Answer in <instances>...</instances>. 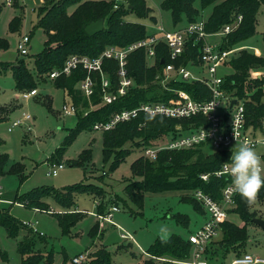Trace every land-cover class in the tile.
Wrapping results in <instances>:
<instances>
[{
    "label": "trees",
    "instance_id": "obj_1",
    "mask_svg": "<svg viewBox=\"0 0 264 264\" xmlns=\"http://www.w3.org/2000/svg\"><path fill=\"white\" fill-rule=\"evenodd\" d=\"M160 7L169 10L174 22L178 25L183 22H194L202 17V12L208 7L211 11L205 19V29L208 33H217L225 25L236 21L241 16V21L236 29L222 38V47L233 48L237 43L252 37L257 31L258 12L264 0H200L201 7L195 5L196 0H160ZM117 5V8L115 7ZM39 18L37 27L42 28L47 35L44 49L34 59V71L39 77H45L55 69H60L67 58L73 54L99 56L109 45L120 47L127 46L148 35L145 24L127 20L129 14L146 18L150 13V6L146 0H43L38 6ZM72 9V10H71ZM2 5H0V15ZM154 18V16H150ZM105 20V27L101 32L88 35L86 26L91 22ZM23 17L14 16L9 23V30L17 32L22 26ZM264 42V33L262 35ZM9 42L0 37V50L7 49ZM201 44L194 43L192 38L187 41L185 52L176 60L171 59L169 51L161 46L156 55L155 64L147 65L145 52L137 49L129 55V69L137 82L138 87L129 91L125 96L119 97L117 101L103 105L94 110H89L92 105L101 103L102 86L101 76L94 73L96 82L94 94L85 96L78 88V83L87 76V70L79 67L70 75H61L54 79L57 87L64 89L70 94L71 99L78 108V121L76 126L70 130L64 143L57 148L53 157H62L66 146L85 129H92L99 121H105L110 116L124 108H134L141 102L168 100L174 92L172 89H183L191 94L196 100L211 99V91L201 81H185L170 79L166 87L162 84V77L157 78L163 72L166 64L173 63L176 67L191 66L198 62L199 48ZM233 72L225 74V89L238 99H245V110L247 126L255 134L264 131V76L252 78L251 71L264 67V56L254 54L246 49L228 63ZM11 69L15 78V89L18 92L36 89L38 81L34 72L27 66L24 59L18 64L0 63V73ZM104 72L112 80V88L117 87V64L109 59L104 60ZM51 107L50 102L47 103ZM18 106L17 103L0 106V122L5 121L8 114ZM85 110H89L85 114ZM196 119L178 120L165 116H147L141 113L137 118L118 123L113 129L105 131L103 157L108 161L115 154V161L110 168L113 171L131 152V147L142 148L148 144L161 139L165 134L173 131L177 124L182 123L184 128L192 125ZM130 148H123L127 143ZM2 141L0 140V145ZM58 152V153H57ZM57 154V155H56ZM229 151L209 150L207 145H200L191 149L162 150L157 159L150 160L141 156L132 164V172L138 177L130 180L125 186L127 198L139 208L144 207L147 193H163L167 191H180L181 200L190 203L199 214H204L202 206L191 195L195 189H201L214 198H221V190L227 184L225 176L218 177L214 173L218 171L225 161L230 159ZM91 161V150L84 149L77 160L71 164L83 166ZM9 156L0 149V176L10 173L18 177L20 183L26 179L25 166L21 162L14 163L6 171ZM59 162V161H58ZM209 173L207 180L201 175ZM104 189L101 185L94 183H78L67 185L62 188L40 187L34 188L27 193L17 194L15 203L23 204L33 209L48 210V199L52 198L66 210L75 209V196L77 193H88L94 197H103ZM258 198H264V188L258 194ZM124 200V199H123ZM115 198L112 203H116ZM237 206L230 209L240 214L245 223L253 220L255 213L250 211V205L240 195L236 198ZM98 213L103 210L98 208ZM82 212H65L58 215V221L63 233L69 235L72 227L83 217ZM176 222L188 226L190 217L179 212L172 216ZM0 226H3L9 237H17L22 229H30L26 223L14 217L6 208L0 209ZM221 237L213 242L219 248H224L225 255L234 253L236 255L247 252L243 250L245 241L248 239L246 226H239L230 221L222 223ZM35 232V231H34ZM41 236V234H39ZM43 236V235H42ZM41 236V237H42ZM36 248V240L24 236L19 243V252L22 256L21 264H39L45 259V264H52L53 253L48 255L41 253ZM191 244L186 237L180 234H172L168 238L157 237L147 249L149 256L186 258L189 255ZM218 249L211 248L209 256L217 255ZM0 259L8 260L6 252L0 248ZM68 255H64V262ZM92 264H111V254L103 247H99L92 255ZM144 264H155L150 258ZM168 264V263H166Z\"/></svg>",
    "mask_w": 264,
    "mask_h": 264
},
{
    "label": "rangeland",
    "instance_id": "obj_2",
    "mask_svg": "<svg viewBox=\"0 0 264 264\" xmlns=\"http://www.w3.org/2000/svg\"><path fill=\"white\" fill-rule=\"evenodd\" d=\"M43 2L36 3V0H13L11 6L6 0H0L2 13L0 15V37L9 42L7 49L0 50V63L18 64L24 59L27 66L34 72L38 81L35 86L37 94L25 97L23 92L15 89V78L11 69L0 73V106L17 103L18 106L8 114L5 121L0 122V149L9 156L6 171L14 163L24 164L26 179L20 183L14 174L6 173L0 176V183L4 189L3 198L9 200L0 203V209L6 208L10 213L24 223H31L38 232L30 229H22L18 236L9 237L5 228L0 226V248L8 255V260L0 259V264H21L22 256L19 252V243L24 236L36 240V248L45 256L53 253L52 264H74L72 258L82 252L93 255L96 249L103 247L111 254V264H144L146 259H151L155 264H173L159 258L172 259L173 257L149 256L147 249L157 237L168 238L172 234H180L187 237L190 232L195 231L203 222V217L194 210L190 203L181 200L184 192L167 191L163 193H147L143 208H139L131 202L125 191V186L130 180H136L132 172V164L142 155L141 148L131 147L127 142L123 148H132L125 161L110 170L114 161L113 154L108 161L104 160V131L85 129L66 146L62 157H53L66 137L78 121L77 114L63 113V105L71 100V96L64 89L57 87L54 79L47 74L44 78L39 77L34 71L35 56L44 49L47 35L42 28L37 27L39 18L38 6ZM150 6V13L146 18L129 14L126 19L140 22L146 25L148 32L155 31V24L161 23L166 29L173 30L185 26L186 20L174 25L171 12L161 9L160 0H146ZM196 7H201V1H195ZM72 10V9H71ZM211 7L202 12V17L207 18ZM23 17L22 26L19 31L11 32L9 23L14 16ZM154 18H150V16ZM256 33L233 46L235 54L238 55L243 49L254 54L264 56V5L258 12ZM235 21L231 22V24ZM239 25V24H238ZM237 25V26H238ZM30 35L28 54L22 55L18 50V42L24 35ZM222 34L213 33L207 36V40L213 43H220ZM192 70V69H191ZM222 73H231L233 69L226 65L220 68ZM253 75L264 76V67L251 71ZM50 102L51 107L47 104ZM101 103L92 105L89 110L102 107ZM89 110H85L88 112ZM84 112V113H85ZM30 115V119L23 124L16 126L9 131L13 121L23 119ZM169 137H165L168 140ZM84 149L91 150V161L83 166L72 165ZM255 150L264 159V145L259 144ZM58 153V152H57ZM62 162L65 167L56 176L48 174L53 162ZM94 183L101 185L104 189L103 197H94L88 193H77L75 196V209L66 210L54 199H48L49 211L33 209L23 204L15 203L17 194L27 193L34 188L54 187L62 188L67 185L78 183ZM116 203H112L114 199ZM124 199V200H123ZM98 203V204H97ZM2 204V206H1ZM118 206L119 212L113 214V221L116 225L107 221L101 224L97 216L98 208L103 210L105 215L112 206ZM250 211L255 213L256 218L264 220V198H258L250 205ZM65 212H82L83 217L72 227L69 235L64 234L58 221V215ZM188 215L190 224L185 226L178 223L172 217L175 213ZM254 217V218H255ZM227 221L239 226H246L248 239L245 241L244 249L250 253L264 256V226L251 220L243 221L236 211L228 213ZM166 229V231H161ZM122 232L132 235V238L123 239ZM221 237L219 232L216 239ZM211 248L218 249L217 255L209 256V264H229L234 253L225 255L224 248H219L215 243ZM147 253V254H146ZM68 260L64 262V255ZM39 264H45L43 259ZM83 264H92V257Z\"/></svg>",
    "mask_w": 264,
    "mask_h": 264
},
{
    "label": "built area",
    "instance_id": "obj_3",
    "mask_svg": "<svg viewBox=\"0 0 264 264\" xmlns=\"http://www.w3.org/2000/svg\"><path fill=\"white\" fill-rule=\"evenodd\" d=\"M6 3L11 6L13 0H6ZM115 7L117 8V5ZM241 18L239 16L235 23L225 25L217 33L222 34L223 38L237 28ZM210 34L213 33L206 31L205 19L203 18L194 22H188L185 26L173 30L166 29L161 23H158L155 32H149L146 37L127 46L109 45L96 57L73 54L67 58L63 67L53 70L49 77L55 79L61 75L67 76L75 69L82 67L87 70V76L78 83V88L85 96L90 97L94 94L96 84L93 74L99 73L102 86L101 104H111L117 101L119 97L127 95L130 90L138 87V82L131 75L129 69V55L133 51L143 49L147 65L151 67L155 64L157 51L161 46H165L169 51L171 59L176 60L185 52L187 41L192 38L194 43L201 44L198 62L192 63L191 66L181 65L180 67H176L173 63H168L157 78L162 77L161 81L165 87L166 82L170 79L189 82L201 81L211 91V99L196 100L186 90L172 89L174 94L168 100L141 102L134 108H124L113 113L109 119L95 123L93 130L109 131L118 123L131 121L141 113L151 117L165 116L178 120L196 118L189 127L184 128L182 123L177 124L173 131L165 134L161 139L142 147L143 157L155 160L162 150L191 149L203 144L207 145L212 152L229 151L232 156L240 142H247L254 149L259 144L264 145V131L255 134L247 126L246 100L244 98L238 99L234 97L224 87V76L227 73H222L220 68L228 65L227 63L239 54L236 55L233 48H223L222 40L220 43L208 41L207 36ZM30 40V35L27 34L18 42V50L22 55L28 54ZM105 59L114 61L117 64V87L115 89L112 88V80L104 72L103 64ZM251 77H257V75H253L251 72ZM23 94L25 97L35 96L37 89L25 91ZM233 99H236L234 104H232ZM212 105H214L213 110L209 111ZM77 111L78 108L72 99L63 105V113L65 115L77 114ZM87 113L85 112V114ZM27 119H30V115L25 116L23 119L13 121L12 125L8 128L9 131L23 124ZM165 137H169V139L165 140ZM231 156L214 173L218 177L225 176L229 179L221 190V198H214L201 189H195L191 192V195L202 206L204 214H200L203 217V222L200 227L190 232L186 237L187 241L191 244L189 255L181 259L159 258L160 260L173 264H209L208 258L211 245L218 240L216 238L219 232L222 231L221 225L227 220L229 210L237 206L236 198L238 193L232 190L231 178L224 171V165L225 163H230ZM51 166L48 174L56 176L65 167V164L62 162H53ZM201 177L207 180L209 173L202 174ZM3 195L4 190L0 183V203L4 201ZM119 211L120 208L114 205L105 215L97 213V216L101 220L102 225L105 221L116 225L112 217L115 212ZM26 224L35 232H38L31 223ZM39 234L43 235L42 233ZM121 236L123 239L132 238V235L127 232H122ZM90 257L92 255L82 252L74 256L72 262L74 264H83ZM229 264H264V256L247 251L240 255L235 254Z\"/></svg>",
    "mask_w": 264,
    "mask_h": 264
},
{
    "label": "clouds",
    "instance_id": "obj_4",
    "mask_svg": "<svg viewBox=\"0 0 264 264\" xmlns=\"http://www.w3.org/2000/svg\"><path fill=\"white\" fill-rule=\"evenodd\" d=\"M213 107L214 105L209 111H212ZM224 171L231 178L232 190L249 205L254 204L260 190L264 188V159L254 147L247 142H240L231 156L230 163H225Z\"/></svg>",
    "mask_w": 264,
    "mask_h": 264
},
{
    "label": "water",
    "instance_id": "obj_5",
    "mask_svg": "<svg viewBox=\"0 0 264 264\" xmlns=\"http://www.w3.org/2000/svg\"><path fill=\"white\" fill-rule=\"evenodd\" d=\"M36 3H40V0H36ZM105 27V20L104 19H100L98 21H94L91 22L89 25L86 26V32L88 35H94L98 32H101ZM236 102V99H233L232 104H234ZM253 220L264 226V220L260 219V218H253Z\"/></svg>",
    "mask_w": 264,
    "mask_h": 264
},
{
    "label": "crops",
    "instance_id": "obj_6",
    "mask_svg": "<svg viewBox=\"0 0 264 264\" xmlns=\"http://www.w3.org/2000/svg\"><path fill=\"white\" fill-rule=\"evenodd\" d=\"M161 2V1H160ZM208 16V15H207ZM204 18V17H203ZM159 23V22H158ZM187 24V23H186ZM158 25V24H157ZM157 25L155 24V31L157 30ZM155 31H153V32H155ZM149 33V32H148ZM151 33V32H150ZM222 40V39H221ZM221 42V41H220ZM213 43V42H212ZM4 190V189H3ZM7 201H9V200H6L5 198H4V201L3 202H7ZM3 202H1L2 204H3ZM2 204H1V206H2ZM20 204V203H19ZM98 213V212H97Z\"/></svg>",
    "mask_w": 264,
    "mask_h": 264
}]
</instances>
